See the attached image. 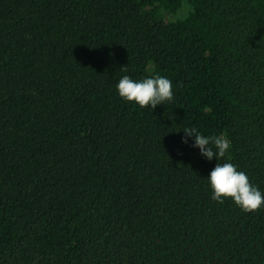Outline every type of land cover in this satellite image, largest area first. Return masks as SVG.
<instances>
[{
	"label": "trees",
	"instance_id": "trees-1",
	"mask_svg": "<svg viewBox=\"0 0 264 264\" xmlns=\"http://www.w3.org/2000/svg\"><path fill=\"white\" fill-rule=\"evenodd\" d=\"M185 126L264 190V0H0V264H264V207L211 198Z\"/></svg>",
	"mask_w": 264,
	"mask_h": 264
},
{
	"label": "clouds",
	"instance_id": "clouds-1",
	"mask_svg": "<svg viewBox=\"0 0 264 264\" xmlns=\"http://www.w3.org/2000/svg\"><path fill=\"white\" fill-rule=\"evenodd\" d=\"M116 91L120 98L141 108L155 109L157 105L171 102L174 96L173 81L166 75L153 74L141 78L122 75L117 81ZM181 142L198 149L208 161H217L210 170L207 181L211 188V198L223 201L230 198L244 211H255L264 207V190L250 181L248 174L229 160L218 162L226 156L231 142L223 133L205 135L196 126H185Z\"/></svg>",
	"mask_w": 264,
	"mask_h": 264
}]
</instances>
